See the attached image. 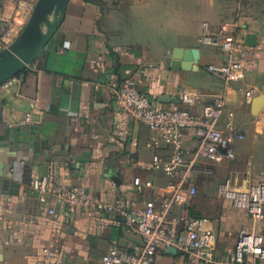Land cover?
I'll list each match as a JSON object with an SVG mask.
<instances>
[{
    "label": "crops",
    "instance_id": "crops-1",
    "mask_svg": "<svg viewBox=\"0 0 264 264\" xmlns=\"http://www.w3.org/2000/svg\"><path fill=\"white\" fill-rule=\"evenodd\" d=\"M36 2L0 0V39L21 32ZM204 23L216 30L237 23L244 43L247 35L258 36L257 47L247 46L244 79L226 85L208 71L228 57L200 42ZM175 49H199L200 60H181L174 68ZM14 79L8 89L0 87V264H101L112 247L140 250L142 238L128 231L122 212L71 211L54 200L43 204L32 189L35 179L48 177L53 187L82 186L93 198L122 200L135 213L148 201L160 203V188L173 179L152 161L157 154L171 157L174 147L115 101L112 85L125 80L157 109L200 115L219 96L225 98L218 127L225 129L233 113L246 140L235 145L233 160H199L192 181L198 193L173 213L203 219L216 232L217 256L224 260L242 229L264 232V221H253L218 193L227 179L242 188L264 182V107L257 116L253 111L264 95V0H70L50 43ZM250 88L260 91L251 103L244 96ZM185 92L195 104L182 100ZM162 96L175 101L162 102ZM30 112L32 123L22 124ZM183 144L192 158L198 148L194 129L183 130ZM137 178L153 186L139 191ZM155 264L189 263L161 249Z\"/></svg>",
    "mask_w": 264,
    "mask_h": 264
},
{
    "label": "built area",
    "instance_id": "built-area-1",
    "mask_svg": "<svg viewBox=\"0 0 264 264\" xmlns=\"http://www.w3.org/2000/svg\"><path fill=\"white\" fill-rule=\"evenodd\" d=\"M237 31V23H229L218 30L204 23L199 37L202 44L218 47L228 57L226 63L208 67V71L226 85L244 79L249 67L246 61L249 48L238 39ZM21 32L14 38H1L0 52L9 47ZM14 81V78L9 80L2 88L8 89ZM111 92L131 119L145 124L174 147V155L171 157L157 154L152 161L155 170L173 179L166 187L160 188V203L148 201L142 212L135 213L127 211L122 200L109 203L93 198L82 186L61 184L53 187L48 177L37 178L32 183L33 192L39 201L48 204L54 200L71 211L83 209L111 213L116 210L124 214L128 231L142 238V247L137 253H127L112 247L102 257L101 264H155L159 251L169 247L184 255L189 264H264V232L242 229L233 254L224 260L217 256L216 232L207 227L203 219L173 213L177 206L187 204L197 193L192 181L199 171L198 161L233 160L235 145L246 140V136L235 125L233 113L229 114L230 120L225 129L218 127L226 111L225 98L219 96L213 104L204 107L202 114L196 115L180 109L155 108L151 98L131 80L113 84ZM259 95L260 91L256 88L244 91L245 99L250 103ZM182 100L195 104V97L186 92ZM32 116L33 112L28 113L22 124L32 123ZM188 128L194 129L198 140V148L192 158L188 157L183 144V130ZM260 133L264 135V116L260 121ZM155 144L158 145V142L155 141ZM135 186L142 191L153 184L137 178ZM218 193L222 198L232 201L236 208L246 210L253 221H264V182L242 188L227 179L219 184ZM49 214L55 215V208H50ZM44 252L53 256L47 249Z\"/></svg>",
    "mask_w": 264,
    "mask_h": 264
},
{
    "label": "water",
    "instance_id": "water-1",
    "mask_svg": "<svg viewBox=\"0 0 264 264\" xmlns=\"http://www.w3.org/2000/svg\"><path fill=\"white\" fill-rule=\"evenodd\" d=\"M70 0H37L30 18L18 38L0 52V87L17 77L30 67L44 51L55 33L61 26ZM245 45L251 48L258 46V36L249 34ZM199 49H175L174 68L182 65L179 61L199 62ZM162 102L175 101L172 97L162 96ZM264 107V95L254 101V115H259ZM168 252L177 255L175 248L169 247Z\"/></svg>",
    "mask_w": 264,
    "mask_h": 264
},
{
    "label": "trees",
    "instance_id": "trees-1",
    "mask_svg": "<svg viewBox=\"0 0 264 264\" xmlns=\"http://www.w3.org/2000/svg\"><path fill=\"white\" fill-rule=\"evenodd\" d=\"M190 215H191V216H195V217H198V216H196V215H195L194 213H191ZM199 218H200V217H199Z\"/></svg>",
    "mask_w": 264,
    "mask_h": 264
},
{
    "label": "rangeland",
    "instance_id": "rangeland-1",
    "mask_svg": "<svg viewBox=\"0 0 264 264\" xmlns=\"http://www.w3.org/2000/svg\"><path fill=\"white\" fill-rule=\"evenodd\" d=\"M197 193H198V188H197ZM197 193H196V194H197Z\"/></svg>",
    "mask_w": 264,
    "mask_h": 264
}]
</instances>
